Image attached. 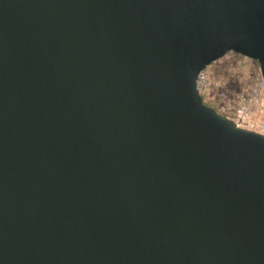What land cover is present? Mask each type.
<instances>
[{"label":"water","instance_id":"95a60500","mask_svg":"<svg viewBox=\"0 0 264 264\" xmlns=\"http://www.w3.org/2000/svg\"><path fill=\"white\" fill-rule=\"evenodd\" d=\"M264 0H0V264H264V135L207 106Z\"/></svg>","mask_w":264,"mask_h":264},{"label":"rangeland","instance_id":"374dc122","mask_svg":"<svg viewBox=\"0 0 264 264\" xmlns=\"http://www.w3.org/2000/svg\"><path fill=\"white\" fill-rule=\"evenodd\" d=\"M205 72L211 87L203 97L207 106L231 120L245 107L252 119H264V80L257 61L231 52Z\"/></svg>","mask_w":264,"mask_h":264},{"label":"built area","instance_id":"2783aa9c","mask_svg":"<svg viewBox=\"0 0 264 264\" xmlns=\"http://www.w3.org/2000/svg\"><path fill=\"white\" fill-rule=\"evenodd\" d=\"M197 89L202 97L207 95L211 90L209 78L205 71L202 72L198 77ZM247 110H248L247 107H245L244 109H240L238 111V118L233 121L240 128L254 131L264 135V119H259V120L252 119L249 116ZM240 122H242V125L239 124Z\"/></svg>","mask_w":264,"mask_h":264}]
</instances>
